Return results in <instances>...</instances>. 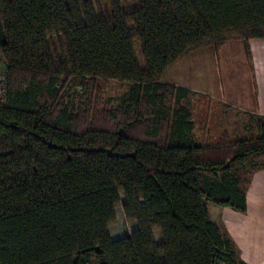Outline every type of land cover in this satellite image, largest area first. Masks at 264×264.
I'll return each instance as SVG.
<instances>
[{
  "label": "trees",
  "instance_id": "16d2710c",
  "mask_svg": "<svg viewBox=\"0 0 264 264\" xmlns=\"http://www.w3.org/2000/svg\"><path fill=\"white\" fill-rule=\"evenodd\" d=\"M235 39L251 59L264 0H0V264H247L207 207L245 212L264 116L201 144L191 91L162 81ZM100 81L130 86L103 107ZM119 206L136 228L112 238Z\"/></svg>",
  "mask_w": 264,
  "mask_h": 264
},
{
  "label": "crops",
  "instance_id": "0c3cea01",
  "mask_svg": "<svg viewBox=\"0 0 264 264\" xmlns=\"http://www.w3.org/2000/svg\"><path fill=\"white\" fill-rule=\"evenodd\" d=\"M247 45L251 59L237 39L218 50L213 46L193 50L173 63L162 79L190 90V96L216 104L203 114L212 138L217 130L222 132L220 138H226V133L232 138L258 134L257 118L264 116V39H250ZM190 115L194 132L197 124ZM245 201V212L212 205L207 208L233 239L245 263L264 264V168L252 172Z\"/></svg>",
  "mask_w": 264,
  "mask_h": 264
},
{
  "label": "rangeland",
  "instance_id": "374dc122",
  "mask_svg": "<svg viewBox=\"0 0 264 264\" xmlns=\"http://www.w3.org/2000/svg\"><path fill=\"white\" fill-rule=\"evenodd\" d=\"M93 2L95 1H101L103 4L108 5V0H92ZM119 3L121 5V8L123 11H129L132 10L136 7V0H119ZM134 52H135V57L137 59V62L139 64V67L141 70H144L145 65H144V60L140 51V46L138 43L133 44ZM3 64L0 65V82L2 79L3 75ZM100 91H101V96L102 100L100 101V106L107 107V106H115L118 103L119 97L124 94L128 90V86H130L129 83L126 82H118V81H100ZM71 91H74L75 88L74 86L69 87ZM68 89V91H69ZM1 90V86H0ZM70 92V91H69ZM187 107L190 110L196 124H197V130H195L194 137L198 142L202 143H217L220 141H228L232 140L235 138H232L230 133H226L227 137L225 138H220V134L222 135V132L218 131L215 132L214 130V136L210 135L211 131H207L206 126H205V118L206 116H203V114L207 113V109L216 107V104L210 103L207 98H200L194 95L189 96L187 99ZM247 123L249 120L246 121ZM219 124L216 125L218 127ZM211 127V126H210ZM219 128V127H218ZM227 132V131H226ZM246 133L248 130L245 131ZM245 133V134H246ZM210 135V136H209ZM257 135V134H256ZM256 135H245V138L251 137V136H256ZM231 136V137H229ZM234 136V135H233ZM262 166L264 167V162L262 163ZM248 179V174L242 175V185H245L246 180ZM120 199L121 201H124V195L123 193H120ZM212 205L213 207H216V205ZM218 207V206H217ZM136 228L135 223L129 222L122 211V208L119 206L115 210V221L109 226V232H110V237L112 238H121L129 233ZM159 230L154 231L155 239L156 241H160V235H159Z\"/></svg>",
  "mask_w": 264,
  "mask_h": 264
}]
</instances>
